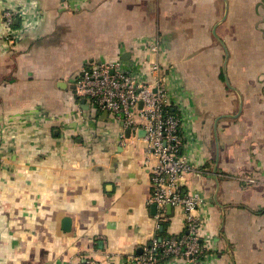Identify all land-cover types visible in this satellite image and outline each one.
Masks as SVG:
<instances>
[{
  "label": "crops",
  "instance_id": "crops-1",
  "mask_svg": "<svg viewBox=\"0 0 264 264\" xmlns=\"http://www.w3.org/2000/svg\"><path fill=\"white\" fill-rule=\"evenodd\" d=\"M154 41L204 264H264V0H0V264H124L186 231L180 207L156 218L144 131L74 88L84 64L146 70Z\"/></svg>",
  "mask_w": 264,
  "mask_h": 264
},
{
  "label": "built area",
  "instance_id": "built-area-1",
  "mask_svg": "<svg viewBox=\"0 0 264 264\" xmlns=\"http://www.w3.org/2000/svg\"><path fill=\"white\" fill-rule=\"evenodd\" d=\"M21 13V7L4 9V23L11 27L16 15ZM20 33L10 30L5 38L12 41ZM159 48L158 41L151 44L152 56L146 70L142 66L127 69L119 61L84 64L75 76L74 88L78 95L118 117L132 135L144 131L146 156L154 158L148 167L152 185L150 201L158 208L156 218L161 217L166 205L180 207L184 217V233L153 240L141 253L126 255L124 264H204L208 255L200 240L204 220L199 210L205 200L199 193L183 190L184 174L195 168L181 152L182 122L171 109L173 89L158 59ZM76 264L105 263L90 258Z\"/></svg>",
  "mask_w": 264,
  "mask_h": 264
},
{
  "label": "water",
  "instance_id": "water-1",
  "mask_svg": "<svg viewBox=\"0 0 264 264\" xmlns=\"http://www.w3.org/2000/svg\"><path fill=\"white\" fill-rule=\"evenodd\" d=\"M69 221H70V218L69 217H65L63 219V228L64 229H68V227H69Z\"/></svg>",
  "mask_w": 264,
  "mask_h": 264
}]
</instances>
